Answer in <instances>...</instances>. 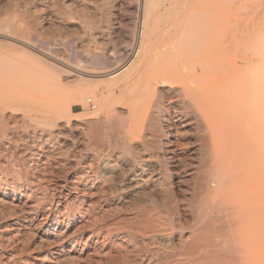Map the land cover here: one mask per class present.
Here are the masks:
<instances>
[{
  "label": "bare ground",
  "instance_id": "obj_1",
  "mask_svg": "<svg viewBox=\"0 0 264 264\" xmlns=\"http://www.w3.org/2000/svg\"><path fill=\"white\" fill-rule=\"evenodd\" d=\"M102 2L107 18L119 24L116 11L122 8V0ZM261 3L246 7L244 0H135L128 9L132 26L129 43L113 47L118 56L127 51L125 59L119 64L113 56L103 55L109 76L120 77L121 95L129 90L132 81L137 88L133 111L136 121L126 131H138L146 153L133 159L126 169L118 167L116 156L83 154L79 161L76 159L83 164L70 176L71 187L56 198H40L37 182L32 185L24 169H19L17 178L8 170L6 159L12 156L9 149L17 155L24 150L19 145L21 136L6 138L7 121L1 112L0 264H62L67 255L68 261L76 264H264V2ZM39 4L44 10L48 0H40ZM27 15L36 21L35 27L49 23L52 17L43 13L37 22V18ZM0 29L5 30L3 37L13 40H0V46L12 48V55H22L23 62L48 67L47 78L59 92L95 74L82 58L71 61L63 50L56 51L59 43L52 52L53 47L44 51L14 24L5 23ZM35 50L54 62L40 52L36 55ZM93 61L91 66L98 60ZM79 90L77 101H84L83 96L90 91ZM68 97L73 100L76 96L71 92ZM4 103L0 102L1 111L6 109ZM68 127L77 130L79 125L61 124L57 135L49 130V138L59 141L61 147L67 134L63 131ZM130 150L125 143L120 158ZM40 153L31 158L38 159ZM62 161L67 162L66 158ZM95 161L102 163L93 166ZM116 170L122 179L119 188L106 180ZM21 177L23 182H19ZM128 187L148 195L149 205L112 217L113 212L121 210L124 200L106 195ZM149 190H154L157 197L146 192ZM63 221L71 224L64 226ZM48 223L54 225L51 242L45 228ZM71 225L87 230L84 236L77 234L69 240L82 244L76 254L67 253L72 249L62 243ZM34 240L39 246L34 247Z\"/></svg>",
  "mask_w": 264,
  "mask_h": 264
},
{
  "label": "rangeland",
  "instance_id": "obj_2",
  "mask_svg": "<svg viewBox=\"0 0 264 264\" xmlns=\"http://www.w3.org/2000/svg\"><path fill=\"white\" fill-rule=\"evenodd\" d=\"M3 1L4 2H2V0H0V2H1L0 3V25H3L5 23L14 24L16 26V28H19V29H22L23 31H25V33L28 34L29 38H31L32 41L34 40L36 42L34 44H36L37 48H41L44 51H46L48 48H50V50H51L53 47V49L50 51V52H52L54 50V48L56 47V45L59 43L60 45L58 44L59 46L57 45V47H60V48L56 47L58 49L56 51H62L63 50V53H65V55L70 60L73 59L71 61H74L76 59L80 60L82 58V60L84 62H86V64L89 63L90 68L91 69L93 68L92 71L95 72L94 75L87 77L88 78L87 80L81 81L79 84L70 83L69 86H65L66 88H64L63 91L59 92L56 84L53 83L49 77H48L49 79L47 78V76H49L47 74V70L49 69L48 67H46L45 65H40V64L36 65L33 63L23 62L24 58L22 55H20V54L12 55V51H13L12 48L10 49L9 47L6 48L3 46H0V92H1L0 93V102L4 103L6 101L5 102L6 104L4 103L2 105L6 109H4L3 111H1V109H0V113L1 112L3 113V117L7 121V125H6L7 132L6 133H8V134H7L6 138L7 137H20L21 136V140H20L19 145L21 144V147H23V150L25 152V153L24 152L21 153L20 155L18 153V155H17V152H15V150H13L11 148L9 149V154H11L12 156H10V158L6 159V160H7V162H9L8 170L14 175V177L16 176L15 178H17L18 173H20V170L24 169V171H26L25 174H26V177H28V181L34 186L37 184L35 187L37 189V193H38V196L40 198H43V199H48L51 197L56 198L59 196V194L63 190L65 191V189L71 187V185H72L71 182H73V180L71 179L70 176H73L75 173V169L79 165L82 166V164H83V162L77 163L76 159H78V161H79L80 157H82L83 154H85L89 157H91L92 155H99V156L103 157L104 155H108V154L111 156L113 155V157L116 156V158H118L116 160L117 161L116 163L118 164V167L121 169H126V167L129 166V164H132L133 161H135L138 156L142 157V155H144V153H146V151L143 149L142 142L140 141L141 139L137 137L138 131H131L134 133L137 132L136 134H130L129 131H126L128 125L132 126V128H133L134 122L136 121V119H135L136 117H134L133 111H134V105H135L134 100L136 98L135 96H136V92H137L136 89L137 88L133 85L134 81H132L130 84L131 86H130L129 90L126 92L128 95L126 93L124 95H121L120 83H119L120 77L112 78L109 76L110 74L107 73L108 70L106 69V66L104 64L105 63L104 62L105 57L103 56V55H107V54L111 55V56H113L114 61L117 60L118 62L117 61H115V62H117L119 64H121L123 59H125L124 57H126L125 55H126L127 51L123 50L122 52H124L123 53L124 55L118 56V54L115 53V50L113 49V47L114 48H118V47L121 48V47H123V45L127 46L129 43V39H130V33L129 32H130L132 26H131V18H130L131 14H130V11H128V9H131V7L134 6L135 0H122V8L120 9V11H118V13L116 11V15L118 17L116 22H118V20H119V24L118 23L114 24V23H112V22H114V21H112V18H107V16L105 15V11H107V8L103 5V2H102L103 0H81L82 2L80 0H72L71 3L68 0H48V4H47L48 6L45 8L46 10L40 9V5H41V4H39L40 0H3ZM244 1L246 4L245 5L246 7H252L254 4H257V3L262 4L261 2L262 1L264 2V0H262V1L261 0H244ZM253 1H254V3H253ZM259 1H261V2H259ZM15 3L17 5H15ZM2 5L5 8L2 7ZM77 5H78V7H77ZM21 6H23V8ZM93 6L95 9L93 8ZM85 10H87V11H85ZM86 12H87V14H86ZM95 12H97V13H95ZM43 13H45L47 15L49 14V16H52V17H50L49 23H44L41 26L35 27L34 25L36 24V21L30 19L27 14H30L29 16H31V15L34 16L35 18L38 19L37 22H39L40 21L39 16ZM88 15H90V17ZM84 16H86V17H84ZM9 19H11V21ZM122 20H123V22H122ZM43 25H45V26H43ZM112 25H114V26H112ZM70 27H72V28H70ZM77 27H78V29L80 27V29L78 30ZM112 27L116 28V29H113ZM84 28H85V30H84ZM3 31H5V30H3ZM3 31H2V29H0V34H1L0 37H2V38H0V40L2 42H7V41L10 42L12 40V38L10 39V37H8L6 34L5 35L7 37H3L4 36ZM109 31L111 32V35H110ZM84 32H87V34ZM80 33H82V34H80ZM125 33H126V35H125ZM85 35H86V37H85ZM74 38H76V39H74ZM81 38H82V40H81ZM39 41H42L43 43H40ZM69 41H71L70 42V43H72L71 45L68 44ZM101 41H104V42H101ZM51 42H52V44H51ZM94 42L95 43L97 42V43L95 44ZM44 43H47L49 47L47 46V44H44ZM38 44H42V45H38ZM118 44H119V46H118ZM43 45H44V47H47V48L42 47ZM66 46H69V47H66ZM125 47L123 49H125ZM70 49H73V50H70ZM109 50L112 53H110ZM66 51H68V52H66ZM34 52L35 53L37 52L36 55L41 53L40 55L44 58L46 57L48 60L52 59L48 55H45L44 53L42 54V52H40V51L35 50ZM99 52L101 53V55L99 54ZM99 55H100V57H99ZM91 57H93V58H91ZM119 57L121 58V60H118V59H120ZM19 58L21 59L22 62H20V60H18ZM84 59H86V61ZM95 59H97L98 61L96 62L97 64L92 63L93 66H95V67H93V66H91L90 62L91 61L94 62L93 60H95ZM99 59L101 60L102 63H100ZM51 61H53V60H51ZM98 64H100V65H98ZM43 68H46V69L43 70ZM97 71H98V73H96ZM99 73L100 74L102 73V74L99 75ZM37 75L39 77H37ZM103 75L104 76L106 75V76L103 77ZM97 77H99V78H97ZM100 77L103 79H101ZM89 78H92V79L90 80ZM95 79H97V80H95ZM95 82L98 86L94 85ZM22 88H24V89L22 90ZM29 88H31V89H29ZM78 88L79 89L84 88V90L86 89V90L90 91L89 93H86L83 96L85 98L84 101H82V100L77 101L79 99L77 96L81 91ZM76 89H78V90H76ZM10 90H12V91H10ZM25 91L28 93H26ZM71 92H73V96H76V97H72V98H74L73 100H71L69 97L67 98V96L69 94L71 95ZM94 93H96V94L94 95ZM25 94H27V95H25ZM89 95H93V96L88 98L89 99V101H88V99L86 97H89ZM27 96H28V98H27ZM31 96H32V98H31ZM112 102H113V104H112ZM8 103H10V104H8ZM94 105H95V107H93ZM126 105H127V107H126ZM68 107H69V110H68ZM120 107H121V109H120ZM130 110H132V111H130ZM104 112H105V114H104ZM132 113H133V115H132ZM74 119H76V120H74ZM9 120H11V121L9 122ZM74 123H77V125H79V128L77 130H72V128L69 129V127H68L65 129V131H63L67 134H64L65 135V138H64L65 141L63 143L64 145H61V147H59V144H57L59 141L56 142L54 140L55 141L54 142L51 138H49V130L54 136V135L58 134V132H59L58 126H60L61 124L71 125ZM80 124H81V126H80ZM68 129L70 130L69 133L67 132ZM14 132L17 133V135H15ZM26 133H27V135H26ZM33 134L35 136H33ZM131 135H134V136H131ZM79 137L81 140L79 139ZM113 137H114V139H113ZM147 137H150V134H148ZM33 138H35L36 140ZM58 139H61V137ZM42 141H44V142H42ZM81 143H82V145H81ZM125 143H128L129 146H131V150H130V152H128V155L125 158L123 157V159H121L120 158L121 155L119 154V152L121 151L122 147L125 146ZM37 145H43V147L38 148ZM66 145L68 147H66ZM79 145H81L82 147H80ZM133 145H135V146H133ZM67 148H69V149H67ZM53 149H55V150H53ZM73 149H74V151H73ZM0 153H1V150H0ZM28 153H30V155ZM34 153H40L41 155L38 157V159L37 158H31L32 154H34ZM23 154H25V155L22 157ZM73 155H74V157H71ZM70 157H71V159H70ZM63 158H66L67 162H63L62 161ZM68 159H70V160H68ZM133 159H135V160H133ZM10 161L13 163V165ZM23 161H25V162H23ZM73 161H74V163H73ZM47 163H48V165H47ZM101 163L102 162L95 161V162H92V165L93 166L94 165H100ZM17 164L20 166H18ZM68 164H69V166H68ZM46 165H47V167H46ZM53 165H55V166H53ZM123 165H124V167H122ZM22 166H24L26 169L23 168ZM63 168H65V169H63ZM47 169H49V170H47ZM67 169H69V170H67ZM46 171L48 173L49 172L50 173L48 174ZM60 171H61V173L64 171L62 173L64 175H62L60 173ZM39 173H40V175H39ZM56 173L58 175H56ZM114 174L115 175L107 178L106 180H107V182H112V183L116 184L117 188H119L120 185H122V183H121L122 179H121V177H119L120 175H118L119 170H116ZM116 175H118V176H116ZM38 177H39V179H37ZM15 180H17V179H15ZM19 182H23V177L20 178ZM56 183H58V184H56ZM51 185H53L54 187ZM41 190H43V191H41ZM49 191H50V193H49ZM136 191L138 192L139 190L133 189V187H128V188H125L124 191H118L117 194L114 193L113 195H111V194L106 195L108 197H113L114 199H117L116 197L120 196V198H122L124 200V203H123V206L121 207V210L117 211L115 213L113 212L114 215L111 214L112 217H114V216L117 217V216L123 215L128 211L134 212V211H137L140 209H144L145 206L149 205L150 202H149V199L147 198L148 195L143 194L141 192L137 193ZM146 192L151 193L153 195L155 194L154 196L157 197L156 192L154 190H151V191L149 190ZM133 194H134V196H133ZM63 223H64V226L71 224L68 222L66 223V221H63ZM52 227H54V225L51 223H48L47 225H45L49 242L54 240V233H52L54 230ZM66 231H65V235H64L66 239L62 242L65 246L64 245L63 246L66 247V249H72L71 252L68 251L67 253L76 254V253H78V251L82 247V244H80V245H78L76 243L74 244V242L69 241V240L72 239L74 236H78L79 234H83V236H84L85 234H87V230L86 229L78 230L77 227L71 225L66 229ZM36 234L39 236L40 232H38V230H37ZM34 241H35L34 247L39 246V243H36V240H34ZM88 248L92 249L91 246H88ZM162 248L165 249L164 246ZM67 256H69V255H67ZM67 256H66V258H64L62 264H76L75 262H69L67 259ZM85 263H87V262H85ZM82 264H84V263L82 262Z\"/></svg>",
  "mask_w": 264,
  "mask_h": 264
}]
</instances>
